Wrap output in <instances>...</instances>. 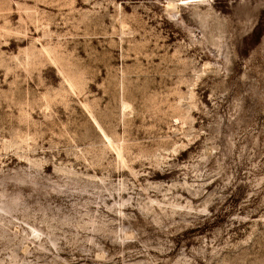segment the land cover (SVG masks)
Wrapping results in <instances>:
<instances>
[{"label":"rangeland","instance_id":"1","mask_svg":"<svg viewBox=\"0 0 264 264\" xmlns=\"http://www.w3.org/2000/svg\"><path fill=\"white\" fill-rule=\"evenodd\" d=\"M0 264H264V0H0Z\"/></svg>","mask_w":264,"mask_h":264},{"label":"bare ground","instance_id":"2","mask_svg":"<svg viewBox=\"0 0 264 264\" xmlns=\"http://www.w3.org/2000/svg\"><path fill=\"white\" fill-rule=\"evenodd\" d=\"M174 1H177V0H174ZM129 236V234H127Z\"/></svg>","mask_w":264,"mask_h":264}]
</instances>
